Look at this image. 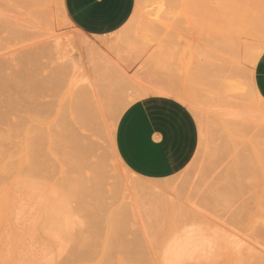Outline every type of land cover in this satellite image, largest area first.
Masks as SVG:
<instances>
[{"label":"rangeland","instance_id":"obj_1","mask_svg":"<svg viewBox=\"0 0 264 264\" xmlns=\"http://www.w3.org/2000/svg\"><path fill=\"white\" fill-rule=\"evenodd\" d=\"M34 3L0 0V74L21 80L0 75V264H264V102L251 57L264 52V0H137L101 38L78 32L62 0ZM151 97L167 101L156 109L181 161L163 181L135 176L114 146L125 110ZM142 185L149 195L134 193Z\"/></svg>","mask_w":264,"mask_h":264},{"label":"crops","instance_id":"obj_2","mask_svg":"<svg viewBox=\"0 0 264 264\" xmlns=\"http://www.w3.org/2000/svg\"><path fill=\"white\" fill-rule=\"evenodd\" d=\"M137 0H62L63 12L83 35L101 38L123 29L135 11ZM254 85L264 100V52L257 61ZM167 101L151 97L131 104L122 114L115 133V151L121 163L135 176L163 181L180 167L156 108Z\"/></svg>","mask_w":264,"mask_h":264},{"label":"bare ground","instance_id":"obj_3","mask_svg":"<svg viewBox=\"0 0 264 264\" xmlns=\"http://www.w3.org/2000/svg\"><path fill=\"white\" fill-rule=\"evenodd\" d=\"M34 1H35V3H36L37 0H34ZM35 3H34V4H35ZM37 4H38V2H37ZM39 4H41V3H39ZM41 7H42V6H41ZM66 18H67V16H66ZM68 40H69V39H68ZM68 40H67V41H68ZM69 41L71 42V40H69ZM70 42H69V45H72ZM255 45L257 46V44H255ZM69 47H71V46H69ZM88 47H89V46H88ZM68 49H69V48H68ZM72 49H73V45H72ZM258 49H259V48H256L255 50H258ZM66 50H67V49H66ZM69 50H70V49H69ZM85 50H86V48H85ZM259 50H260V49H259ZM259 50H258V51H259ZM73 51H74L73 54H75V50H73ZM253 51H254V50H253ZM24 52H26V51H24ZM250 52H251V51H250ZM22 53H23V52H22ZM28 53H29V52H28ZM252 53H253V52H252ZM254 53H255V52H254ZM23 54H24V53H23ZM88 55H89V54H88ZM252 55H254V54H252ZM256 55H259V54L256 53ZM32 56H33V55H32ZM34 56H35V55H34ZM34 56H33V57H34ZM75 56H76V54H75ZM75 56L73 55V57H75ZM79 56H80V55H79ZM250 56H251V54H250ZM23 57H24V56H23ZM25 57H26V55H25ZM70 57H72V55H71ZM87 57L89 58V56H87ZM104 57H105V56H104ZM251 57H253V58H257V59H255V60L252 58V59L254 60V61H253L254 63H255L256 60H258V57H254V56H251ZM26 58H28V57H26ZM75 58H76V57H75ZM79 58H80V57H79ZM82 58H83V57H82ZM21 59H22V57H21ZM23 59H24V60H23ZM23 59H22V60L25 61V58H23ZM35 60H36V58H35ZM26 61H27V62L29 61V62L31 63L30 60H26ZM75 61H76V60H75ZM81 61H83V60H81ZM248 61H249V60H248ZM36 62H37V60H36ZM253 62H252V63H253ZM24 63H25V62H24ZM37 63H40V61H38ZM256 63H257V62H256ZM256 63H255V64H256ZM26 65H27V63H26ZM1 67H3V66H1ZM37 68H38V67H37ZM0 69H1V68H0ZM4 69H5V71H6V67H4ZM4 69H3V70H4ZM23 69H24V68H23ZM26 70H28V68L25 69V71H26ZM22 71H23V70H22ZM36 71H37V70H36ZM20 72H21V71H20ZM33 72H35V71H32V74H33ZM3 73H4V72H3ZM23 73H24V71H23ZM25 73H27V72H25ZM35 73H36V72H35ZM37 73L39 74V72H37ZM37 73H36V76H37ZM5 74H6V73H5ZM12 74H13V73H12ZM19 74H20V73H19ZM21 74H22V73H21ZM29 74H30V73H29ZM0 75H1V74H0ZM2 75H4V74H2ZM2 75H1V76H2ZM33 75H34V74H33ZM8 76H9V77H8ZM8 76L6 75L5 77H4V76H2V77H4V78L7 77V80H8V79L10 78V75H8ZM14 76H15V75H14ZM14 76H13V78H12V76H11V78H10V82L13 81L14 79H19L18 76H17L18 78H17L16 76H15L16 78H14ZM20 76H23V75H20ZM24 76H25V75H24ZM29 76H30V75H29ZM31 77H32V76H31ZM25 78H26V77H25ZM33 78H34V77H33ZM0 79H3V78H0ZM20 79H24V78H20ZM26 79H28V78H26ZM35 79H36V78H35ZM4 80H5V79H4ZM24 80H25V79H24ZM29 80H30L31 83H33V81H34L33 84L37 83L36 80H31V78H29L28 81H29ZM44 80H45V79H44ZM46 80H48L47 77H46ZM93 80H94V78H93ZM5 81H6V80H5ZM16 81H17V80H15V81H13V82H16ZM19 81H20V82H19ZM19 81H17V82H18V83H21V80H19ZM28 81H27V83H28ZM40 81H41V80H39V82H40ZM2 82H3V85H4V84H5L4 81H2ZM2 82H1V83H2ZM8 82H9V81H8ZM8 82L6 81V84H8ZM13 82H11V83H13ZM39 82L37 83L38 86H35V85H34V87H39V85L42 86V82H43V81H41L40 83H39ZM47 82H48V81H47ZM252 82H253V81H252ZM23 83H24V82H23ZM31 83H30V85H33V84H31ZM44 83H45V82H44ZM44 83H43V84H44ZM1 85H2V84H1ZM27 85H29V84H27ZM94 85H95V84H94ZM41 86H40V87H41ZM51 86H52V85H51ZM95 86H96V85H95ZM253 86H254V85H253ZM2 87H3V86H2ZM40 87H39V88H40ZM52 87H53V86H52ZM97 87H98V86H97ZM7 88H8V87H6V89H5V87H4V89H5L6 91H7ZM254 88H255V87H254ZM0 89H1V87H0ZM40 89H41V88H40ZM50 89H51V88H50ZM52 89H53V88H52ZM73 89H74V88H73ZM150 89H152V88H150ZM1 90H2V89H1ZM14 90H15V89H14ZM14 90L12 89V91H14ZM20 90H21V89H20ZM22 90H23V89H22ZM43 90H44V89L42 88L41 92H44ZM45 90H46V88H45ZM87 90H88V89H87ZM254 90H255V89H254ZM2 91H3V90H2ZM17 91H19V88L17 89ZM71 91H72V90H71ZM160 91H162V90H160ZM250 91H251V88H250ZM3 92H5V91H3ZM7 92H8V91H7ZM82 92H83V91H82ZM86 92H87V91H86ZM98 92H99V90H98ZM100 92H101V91H100ZM100 92H99V93H100ZM148 92H150V91H148ZM164 92H165V91H164ZM164 92H157V94H159L160 96H163V95H165ZM255 92H256V91H255ZM255 92H254V93H255ZM8 93H9V92H8ZM8 93H7V94H8ZM15 93H16V92H15ZM28 93H29V92H27V96H28V98H29L30 96H33L31 93H29L30 95H28ZM57 93H58V92H57ZM76 93H77V92H76ZM80 93H81V91H80ZM89 93L91 94L90 91H89ZM93 93H94V92H93ZM169 93H170V92H169ZM251 93H252V92H251ZM254 93H252V94L255 95L256 93H255V94H254ZM5 94H6V93H5ZM33 94H35V93H33ZM77 94H78V93H77ZM150 94H151V93H150ZM166 94H167V92H166ZM81 95H82V94H80V96H81ZM91 95H93V94H91ZM179 95H180V94H179ZM256 95H257V94H256ZM258 95H259V94H258ZM169 96H170V95H169ZM48 97H51V96H48ZM82 97H83V96H81V97H79V98H81V99H84V98H85V99L82 101L81 106L79 105V104H80L79 102H80L81 100H78L79 102H78V101H75V102L73 101V102H74L73 104H75V103L78 104V103H79L78 105L76 104L77 107H79V106L82 107V108H80V107H79V108H76L77 110L79 109L78 112H77V113H78V118H79V117H82L81 112H82V110H84V112H82V114L84 113L85 115L83 114V117H82V118L85 117V118H87V119L84 120V121L82 120V121H83V124L81 123V128H84V127H85L86 129H85V128H84V129H85V130H88L90 122L92 123V122H93V119H94V120H96V119L93 117L94 114H91V112L93 113V110H92L93 107H92V106H91V108L89 107V106H90L89 102H90L91 100L88 98L87 95H86L85 97H83V98H82ZM91 97H92V96H91ZM99 97H100V96H99ZM173 97H174V95H173ZM26 98H27V97H26ZM28 98H27L26 100H28ZM92 98H95V97H92ZM96 98H97V96H96ZM100 98H101V97H100ZM181 98H182V97H180V99H181ZM258 98H260V99L264 102V100H263L260 96H258ZM33 99H34V98H33ZM103 99H105V96H104ZM34 100H38V99H34ZM89 100H90V101H89ZM95 100L97 101V99H95ZM101 100H102V99H101ZM28 101H29V100H28ZM30 101H32L31 98H30ZM68 101H69V100H68ZM68 101H67V103H66L67 105H69ZM105 101H106V100H105ZM36 102H37V101H36ZM92 102H93V101H92ZM100 102H101V101H100ZM103 102H104V101H103ZM32 103H33V102H32ZM93 103H95V102H93ZM101 103H102V102H101ZM33 104H35V102H34ZM41 104H42V103H41ZM48 104H49V103H48ZM52 104H53V103H51V105H52ZM97 104H98V103H97ZM104 104H105V105H104V106L102 105V106L107 108V106H106L107 104H106V103H104ZM42 105L44 106V104H42ZM45 105L48 106L47 104H45ZM49 105H50V104H49ZM67 105H66V106H67ZM76 105H75V106H76ZM93 105H94V104H93ZM263 105H264V104H263ZM263 105H262V106H263ZM54 106H55V105H54ZM49 107H50V106H49ZM51 107H53V105H52ZM41 108H42V106H41ZM72 108H73V106H72ZM74 108H75V107H74ZM95 108H96V106H95ZM97 108H98V107H97ZM63 109H65V111H66L67 107L65 108V106H64ZM80 109H82V110L80 111ZM90 109H91V111H90ZM101 109H102V107H101ZM108 109H109V108H107V111H108ZM77 110H76V111H77ZM98 110H99V109H98ZM47 111H48V110H47ZM60 111H61V109H60ZM65 111H62V112H61L63 117H66V116L63 115V113H64ZM64 114H66V113H64ZM89 114H90V115H89ZM80 115H81V116H80ZM92 115H93V116H92ZM99 115H100V113H99ZM251 115H252V114H251ZM255 115H256V114H255ZM255 115H254V116L252 115V116L255 117ZM262 115L264 116V114H262ZM262 115H260V116H262ZM62 116L60 115L59 118H61ZM89 116H91V117H89ZM257 117H259V116H257ZM85 118H84V119H85ZM88 118H90V119H89V120H90L89 123L86 122V121H88ZM62 119H63V118H62ZM91 119H92V120H91ZM258 119H259V118H258ZM65 120H66V119H65ZM98 120H99V119H98ZM117 120H118V119H117ZM82 121H81V122H82ZM64 122H65V121H64ZM64 122H63V123H64ZM84 123H86L88 126L85 125ZM66 124H67V123H66ZM95 124H96V122H95ZM63 125H64V124H63ZM83 125H84V126H83ZM90 125H91V124H90ZM93 125H94V124H93ZM61 126H62V123H61ZM86 126H87L88 128H87ZM66 128H67V127H66ZM91 128H92V130H93L92 135H93V134L96 135L97 132L95 131V127L91 126ZM91 128H90V129H91ZM66 131H67V130H66ZM88 131H90V130H88ZM62 132H63V129H62ZM56 133H57V131H56ZM90 133H91V131H90ZM60 134H61V133H59V135H60ZM64 134L66 135V133H64ZM64 134H63V135H64ZM60 137H61V136H60ZM64 137H65V136H64ZM89 137H90V136H88V138H89ZM85 138L87 139V136H85ZM65 139H66V138H65ZM89 139H90V138H89ZM89 139H87L88 142L91 140V139H90V140H89ZM63 140H64V139H63ZM56 141H57V140H56ZM56 141H55V142H56ZM61 141H62V140H61ZM65 141L67 142V140H65ZM66 142H65V143H66ZM57 143H60V142H57ZM86 143H87V142H86ZM90 143H91V145H90L89 147L92 146V141H90ZM90 143H89V144H90ZM66 146H67V144H66ZM62 147H63V146H62ZM62 147H61V149H62ZM63 148H64V147H63ZM92 148H93V147H92ZM61 149H59V150L61 151ZM66 149H67V148H66ZM63 151H64V150H62L61 152L63 153ZM66 151H68V149H67ZM64 154H65V153H64ZM243 154H244V153H243ZM243 154H239V153H237V157H238V155H239V157H240V155H241V159L243 160V159H244V158H242V155H243ZM247 154H248V153H247ZM67 155H68V154H66V156H67ZM116 155H117V154H116ZM248 155H249V154H248ZM64 156H65V155H64ZM244 157H245V156H244ZM117 158H118V157H117ZM246 158H248V157H245V159L243 160V165H244V163H245V165L251 163L250 161L246 162ZM248 159H249V158H248ZM242 160H238V161L235 160V161H236V162H241ZM251 161H252V159H251ZM233 162H234V161H233ZM246 163H247V164H246ZM252 163H254V165H255V162H254V161H253ZM237 164H238V163H237ZM240 164H241V163H240ZM238 165H239V164H238ZM243 165H242V166H243ZM245 165L243 166V169H245V170H243V171H245V173H246V172L248 173V171H250L249 169H251V171H252L253 168H254V167H253V164H250L251 167H250V165H249V167H248V165H247L246 168H245ZM239 167H240V166H239ZM252 167H253V168H252ZM255 167H256V165H255ZM99 168H100V167H99ZM124 168H125V167H124ZM232 168H233V166H232ZM235 168H236V167H235ZM248 168H249V169H248ZM101 169H102V167H101ZM101 169H100L98 172H100ZM125 169H126V168H125ZM246 169H247V170H246ZM255 169H256V168H255ZM257 169H258V168H257ZM103 170H104V169H103ZM237 170H238V169H237ZM241 170H242V169H241ZM239 171H240V170H239ZM254 171H257V170H253V172H254ZM258 171H259V170H258ZM258 171H257L256 173H258ZM102 173H103V172H102ZM102 173H101V174H102ZM232 173H233V170H232ZM245 173H243V174H244L246 177H249V178H250V174H249V176H247V175H246L247 173H246V174H245ZM103 174H105V173H103ZM106 174H107V173H106ZM239 174H240V173H239ZM258 174H259V173H258ZM102 176H103V175H102ZM239 177H240V175H239ZM242 177H243V176H242ZM243 179L245 180V177H244ZM233 180H234V179H233ZM255 180H256V179H255ZM250 181H251V180H250ZM233 182H235V181H233ZM244 182H245V181H244ZM244 182H243V185H246V183H244ZM253 182H254V181H253ZM254 183H256V182H254ZM148 184H149V183H148ZM228 184L230 185V183H228ZM252 184H253V183H252ZM156 185H158V184H156ZM156 185H155V186H156ZM159 185H160V184H159ZM167 185H168V183H167ZM239 185H240V184H239ZM239 185H238V186H239ZM243 185H240V187L242 186V187H241L242 189L245 188V186H243ZM138 186H139V185H138ZM150 186H151L152 188L154 187V186H152V185H150ZM162 186H163V185H162ZM234 186H235V185H234ZM234 186H233V188H234ZM246 186H247V185H246ZM141 187L143 188L144 185L140 186L139 188H136V191H135L134 193H135V194L138 193L139 191L137 192V189H140V190H141ZM159 187H161V186H159ZM231 187H232V186H231ZM240 187H239V189H238V194H239V190L241 191V188H240ZM255 187H256V185H255ZM134 188H135V187H133V189H134ZM148 188H149V187H148ZM152 188H150V191H156V190H154V188H153V189H152ZM161 188H162V187H161ZM163 188H164V186H163ZM233 188H230L231 191H232ZM248 188H249V187H248ZM253 188H254V187H253ZM143 189L145 190V188H143ZM235 189H236V186H235ZM164 190H165V188H164ZM247 190H248V189H247ZM92 191H93V190H92ZM159 191H160V190H158L157 192H159ZM233 191H234V190H233ZM94 192H96V191L94 190V191L92 192L93 194H91V195H93V197H92L93 199L96 198V197L98 196V195H94ZM234 192H235V191H234ZM243 192H245V194H246V189H245V191H243ZM145 193H147L146 190H145ZM145 193L143 194V193L140 191V192L138 193V195H140V194L145 195ZM153 193L156 194V192H152V194H153ZM160 193H161V191H160ZM240 193H242V191H241ZM147 194L149 195V193H147ZM150 194H151V193H150ZM155 194H154V195H155ZM158 194H159V193H158ZM161 194H162V193H161ZM221 194H222V193H221ZM223 194H224V193H223ZM154 195H152V196L154 197ZM95 196H96V197H95ZM145 196H146V195H145ZM224 196H227V195H224ZM224 196H223V197H224ZM98 197L101 198V196H98ZM229 197H230V196H229ZM239 197H240V195H239ZM241 197H242V196H241ZM251 197H252V196H251ZM100 198H99V199H100ZM163 198H164V197H163ZM220 198H222V197H220ZM96 199H97V201L99 200L98 198H96ZM96 199H94V200L96 201ZM251 199H252V198H251ZM216 200H217V199H216ZM221 200H223V199H221ZM227 200H228V199H227ZM232 200H234V199H232ZM97 201H96V202H97ZM150 201H152V200H150ZM143 203H146V201L143 202ZM152 203H153V202H152ZM146 204H147V203H146ZM154 204H155V203H154ZM233 204H234V202H233ZM262 205H264V204H262ZM149 206H151V205H149ZM249 207H250V206H249ZM250 208H251V207H250ZM249 210H251V209H249ZM242 211H243V210H242ZM99 212H100V211H99ZM101 212H102V211H101ZM123 212H124V211H123ZM126 212L128 213V211H126ZM248 212H249V211H248ZM103 213H105V212H103ZM119 213H120V212H119ZM243 213H244V211H243ZM125 214H126V213H125ZM94 215H95V214H94ZM115 215H116V214H115ZM121 215H123V216H121V217H123V218L126 217V218H127V216H124V213H122ZM243 215H244V214H243ZM98 216H99V215H98V213H97V217H98ZM66 217H67V216H66ZM97 217H94V218H97ZM100 217H102V216H99V218H100ZM123 218H122V219H123ZM103 220H104V219H103ZM103 220H102V221H103ZM113 220H114V221H113ZM115 220H118V218L112 219V222H115ZM119 220H120V219H119ZM119 220H118V221H119ZM102 221H101V222H102ZM104 221H105V220H104ZM118 221L115 223L117 226L120 225V224H117ZM65 222H66V221H65ZM98 222H100V221L98 220ZM98 222H97V223H98ZM101 222H100V223H101ZM94 223H96V222L94 221ZM97 223H96V225L98 226ZM120 223H121V222H120ZM121 224H124V223H121ZM102 225H103V224H102ZM103 226H104V225H103ZM124 226H125V225H124ZM103 228H104V227H103ZM113 228H115V227H113ZM119 228H120V226H119ZM120 229H121V228H120ZM123 229H124V228H123ZM115 230H116V232H117V228H116ZM118 230H119V229H118ZM119 232H120V230H119L117 233H119ZM113 234H114V232H113ZM110 236H111V235H110ZM114 236H115V235H114ZM111 238H112V237H111ZM112 239H113V238H112ZM112 239H109L108 242L110 243V240L112 241ZM112 242H113V241H112ZM117 243H120L119 240L117 241ZM110 245H111V244H110ZM112 245H113V244H112ZM112 245H111V246H112ZM124 248H125V247H124ZM172 254H173V253H172ZM173 257H174V256H173ZM173 257H171V258H173ZM167 263H168V262H167ZM169 263H170V262H169Z\"/></svg>","mask_w":264,"mask_h":264}]
</instances>
